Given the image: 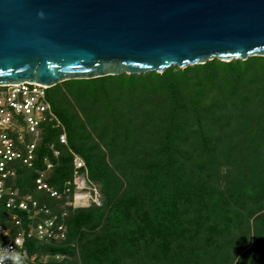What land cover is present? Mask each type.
<instances>
[{
	"label": "trees",
	"instance_id": "1",
	"mask_svg": "<svg viewBox=\"0 0 264 264\" xmlns=\"http://www.w3.org/2000/svg\"><path fill=\"white\" fill-rule=\"evenodd\" d=\"M47 96L62 126H42L33 166L16 161L7 185L64 237L26 235L24 264H264V56L68 79ZM73 153L99 204L73 205ZM0 222L10 241L2 203Z\"/></svg>",
	"mask_w": 264,
	"mask_h": 264
},
{
	"label": "water",
	"instance_id": "2",
	"mask_svg": "<svg viewBox=\"0 0 264 264\" xmlns=\"http://www.w3.org/2000/svg\"><path fill=\"white\" fill-rule=\"evenodd\" d=\"M251 56H264V0H0V85Z\"/></svg>",
	"mask_w": 264,
	"mask_h": 264
},
{
	"label": "built area",
	"instance_id": "3",
	"mask_svg": "<svg viewBox=\"0 0 264 264\" xmlns=\"http://www.w3.org/2000/svg\"><path fill=\"white\" fill-rule=\"evenodd\" d=\"M49 86L41 85L36 82H20L18 84L0 85V203L9 209L10 218L18 228L16 236L10 241H3L4 237L9 235V230L0 222V246L10 247L19 251L24 262L27 252L24 247L25 237L35 235L40 239L64 237V227L57 223L56 217H40L42 213H47L48 208L40 206L38 202L30 195L19 197L17 190L7 185V180L16 173L14 163L20 161L31 167L37 157L36 149L42 136V126L51 123L56 127L62 126L58 116L53 111L47 98V89ZM59 141L67 145V137L64 131L58 135ZM49 148L53 156L59 155L54 143ZM74 154L73 162L75 166V176L73 183L74 206H88L92 201L100 203V193L94 184L87 179L86 172L79 173L78 169L85 167L83 159ZM47 168L52 166L49 159ZM83 177V183L95 190V194L89 198L80 193L79 181L76 177ZM37 188L45 189L53 196L59 197V193L52 189L44 180V173L41 172L36 179ZM93 186V187H92ZM70 188H67L69 190ZM92 192V191H91ZM19 211L28 213L30 219H35L28 229L22 226V219ZM10 264V262H6Z\"/></svg>",
	"mask_w": 264,
	"mask_h": 264
},
{
	"label": "clouds",
	"instance_id": "4",
	"mask_svg": "<svg viewBox=\"0 0 264 264\" xmlns=\"http://www.w3.org/2000/svg\"><path fill=\"white\" fill-rule=\"evenodd\" d=\"M6 262H10V264H24V258L19 251L10 247L0 246V264H6Z\"/></svg>",
	"mask_w": 264,
	"mask_h": 264
},
{
	"label": "rangeland",
	"instance_id": "5",
	"mask_svg": "<svg viewBox=\"0 0 264 264\" xmlns=\"http://www.w3.org/2000/svg\"><path fill=\"white\" fill-rule=\"evenodd\" d=\"M83 86H86V85H83ZM47 98H48V96H47ZM48 100H49V98H48ZM49 102H50V100H49ZM66 146V145H65ZM77 178V180L79 181V185H80V187H81V189H80V193H82L83 195H85V198H89V196L90 195H92V197L95 195V194H92V193H95V190L93 191V188H90L88 185H85V183H83L84 181H83V177L82 176H80V177H76ZM93 187V186H92ZM96 187V186H95ZM97 188V187H96ZM92 191V192H91ZM97 191H99L98 189H97ZM74 196V195H73ZM94 198V197H93ZM90 200H92V198L90 197L89 198V201Z\"/></svg>",
	"mask_w": 264,
	"mask_h": 264
}]
</instances>
